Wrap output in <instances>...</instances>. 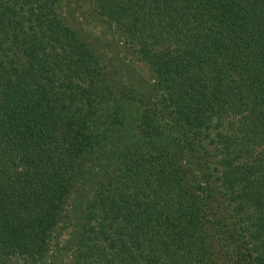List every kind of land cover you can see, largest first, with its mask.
<instances>
[{
  "label": "trees",
  "instance_id": "obj_1",
  "mask_svg": "<svg viewBox=\"0 0 264 264\" xmlns=\"http://www.w3.org/2000/svg\"><path fill=\"white\" fill-rule=\"evenodd\" d=\"M0 264H264V0H0Z\"/></svg>",
  "mask_w": 264,
  "mask_h": 264
},
{
  "label": "rangeland",
  "instance_id": "obj_2",
  "mask_svg": "<svg viewBox=\"0 0 264 264\" xmlns=\"http://www.w3.org/2000/svg\"><path fill=\"white\" fill-rule=\"evenodd\" d=\"M103 25L98 24V28L95 30V34L102 30ZM65 238V237H64Z\"/></svg>",
  "mask_w": 264,
  "mask_h": 264
}]
</instances>
